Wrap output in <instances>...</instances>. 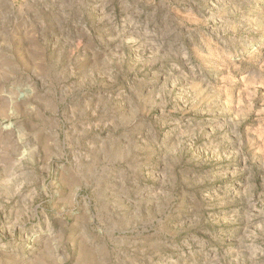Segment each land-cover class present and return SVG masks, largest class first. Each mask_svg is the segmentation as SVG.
<instances>
[{"label": "rangeland", "instance_id": "1", "mask_svg": "<svg viewBox=\"0 0 264 264\" xmlns=\"http://www.w3.org/2000/svg\"><path fill=\"white\" fill-rule=\"evenodd\" d=\"M0 264H264V0H0Z\"/></svg>", "mask_w": 264, "mask_h": 264}]
</instances>
